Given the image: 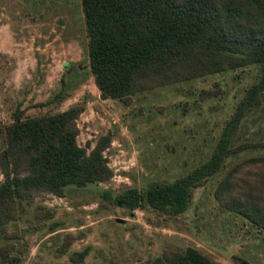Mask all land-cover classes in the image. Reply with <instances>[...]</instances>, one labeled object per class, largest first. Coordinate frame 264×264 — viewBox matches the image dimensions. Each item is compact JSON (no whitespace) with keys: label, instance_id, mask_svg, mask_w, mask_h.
Segmentation results:
<instances>
[{"label":"rangeland","instance_id":"obj_1","mask_svg":"<svg viewBox=\"0 0 264 264\" xmlns=\"http://www.w3.org/2000/svg\"><path fill=\"white\" fill-rule=\"evenodd\" d=\"M255 72L247 65L194 77L138 91L124 104L101 97L93 82L79 0H0V121L11 120L17 103L24 114H38L82 101L77 141L93 143L109 131L104 152L113 171L105 181L68 184L62 195L36 194L6 225L14 235L7 240L21 250L11 252L14 264H141L164 247L186 245L222 264H264V236L218 207L213 189L220 173L195 187L175 215L128 210L106 198L172 179L204 160ZM215 85V96L197 98L200 88ZM57 91L54 101L41 104ZM243 125L247 135L264 140V118L253 113ZM65 233L75 238L60 252ZM86 246L81 261L70 260L71 251Z\"/></svg>","mask_w":264,"mask_h":264},{"label":"trees","instance_id":"obj_2","mask_svg":"<svg viewBox=\"0 0 264 264\" xmlns=\"http://www.w3.org/2000/svg\"><path fill=\"white\" fill-rule=\"evenodd\" d=\"M89 72L100 94L129 104L138 91L253 65L255 78L243 90L209 154L172 179L157 178L110 196L128 210L151 208L175 215L195 187L219 174L213 196L221 210L240 215L264 236V140L246 134L243 119L264 118V0H79ZM219 87L200 88L198 99ZM57 91L41 104L54 101ZM63 96H61L62 98ZM84 102L55 111L24 114L17 103L11 120L0 121V262L14 264L18 250L6 225L40 192L62 195L112 174L105 149L109 131L93 143L77 141L76 119ZM75 236L65 233V252ZM88 247L69 253L81 261ZM133 264V263H130ZM141 264H222L186 245L164 247Z\"/></svg>","mask_w":264,"mask_h":264},{"label":"water","instance_id":"obj_3","mask_svg":"<svg viewBox=\"0 0 264 264\" xmlns=\"http://www.w3.org/2000/svg\"><path fill=\"white\" fill-rule=\"evenodd\" d=\"M100 96H101V97H105V95H104V94H100Z\"/></svg>","mask_w":264,"mask_h":264}]
</instances>
